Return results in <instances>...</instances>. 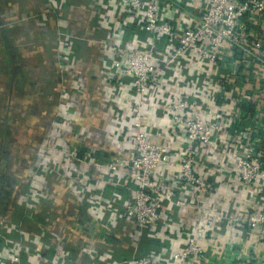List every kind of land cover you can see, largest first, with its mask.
Returning <instances> with one entry per match:
<instances>
[{"label": "built area", "instance_id": "1", "mask_svg": "<svg viewBox=\"0 0 264 264\" xmlns=\"http://www.w3.org/2000/svg\"><path fill=\"white\" fill-rule=\"evenodd\" d=\"M95 3L93 17L106 30L105 38L95 42L102 50L96 64L84 65L75 50L76 33L61 29L58 33L57 51L66 65L58 67L70 83L63 84L66 89L49 127L63 139L54 132L56 138L45 141L30 162L18 196L28 209L23 218L33 222L30 216L39 201H55L59 183L71 193L69 200L88 203L92 218L101 217L100 213L95 217L92 209L110 211L117 222L113 227L123 231L122 240L127 237L131 242L145 231L155 235L168 231L173 237L171 226L181 227L179 221L173 222L179 215L176 209L196 213L191 233L179 249L161 246L128 264H212L221 256L225 245L220 236L230 225L242 232L257 231L259 241L264 242V0ZM132 27L140 34L135 48L124 44ZM93 66L106 72L99 81L101 87L94 91L100 105L92 97L101 116L105 109H113L112 100L103 98L108 82L118 85L122 78L127 82L121 96L127 108L137 110L128 115L126 106L116 107L112 116L118 122L113 127L104 126L98 113L93 115L94 123H86L90 129L103 131L98 148L107 158L100 163L89 153H80L91 136L82 128L78 107L88 99L80 93L82 79L74 81L78 69ZM162 77L180 87V97L170 95ZM155 91L157 102L168 113L162 129L146 126L142 120L143 105ZM152 133L162 134L163 141L152 138ZM50 177L56 182L49 184ZM225 182L252 193L255 209L224 215L206 206ZM100 183L126 188L127 196L121 189L104 199L102 186L96 187ZM52 208L58 216L49 222L48 230L31 238L18 223L10 224L12 217L7 222L0 219V232L8 228L9 235L17 237H9L0 246V264H23L25 256L41 255L53 242L57 252L62 250L72 226L64 221L59 205L53 202ZM45 232L51 244L44 241ZM88 235L81 232L84 239ZM38 238L32 247L28 245L30 239L36 242ZM239 261L264 264V257Z\"/></svg>", "mask_w": 264, "mask_h": 264}, {"label": "crops", "instance_id": "2", "mask_svg": "<svg viewBox=\"0 0 264 264\" xmlns=\"http://www.w3.org/2000/svg\"><path fill=\"white\" fill-rule=\"evenodd\" d=\"M97 0H0V20H7L11 21V24L8 25L10 27V33H13L12 35L14 38L12 40H19L22 42L19 38H15V34L18 32L19 26L21 27V24L17 22V20H21L20 18L25 19L27 22L26 24H30L31 21H29V17H32V20H39L40 23L44 24L46 27L49 25L48 23H56L53 27V31L51 33L53 42L56 40L58 33L61 30H70L73 33H76V39L74 42V45L77 47L79 45V51L77 53L80 55L81 59L84 60L86 64H96L97 60L99 58V54L102 51L101 47L96 44L95 42L99 40V38H105L106 36V30L103 29L101 25H98L99 22L97 18L95 19L94 11L95 8V2ZM103 2H109L110 0H99ZM34 10V11H33ZM33 12V13H31ZM36 12V13H35ZM38 13V15H37ZM27 15V16H26ZM39 17V18H37ZM79 19L81 24L76 23L75 19ZM75 20V22L72 21ZM38 23V22H37ZM5 24V23H4ZM8 26H4L2 29H8ZM43 26V27H45ZM39 30L38 25H34L33 27L30 26V28L23 29L24 36H26L27 45L36 43L38 45L39 41H37V38L35 41H31L29 38V35H31L32 31L35 34ZM48 28L45 30L47 31ZM36 31V32H35ZM50 31V29H49ZM139 30L136 29V27H132L129 29V31L126 34V42L124 44H127V47L135 48L139 44V38L140 34ZM37 35V34H36ZM38 36V35H37ZM28 38V39H27ZM10 40V43L11 41ZM38 42V43H37ZM26 43V42H25ZM35 44L33 47H28L23 53V56H29V53H26V50H35V52L39 55H42L41 59L48 58L51 52L50 50H53L54 52L57 50V43L54 42V45H51L52 49L47 48V46H50V44H44L42 43L43 47H38ZM11 45L16 47H21L22 43H14ZM47 49V50H46ZM43 50V53H39ZM46 50V51H45ZM32 51V52H33ZM17 51L12 49L11 56L17 58ZM55 54V53H54ZM13 61V60H12ZM107 61V60H106ZM105 61V62H106ZM4 62V61H3ZM0 61V84L3 80V76H6L5 73H3L2 66H5ZM3 63V64H2ZM52 63V62H51ZM112 63L109 64L111 66ZM51 66H54L53 63ZM78 69V68H77ZM98 67L93 66L92 69H78L77 70V76H74V81H77L80 79L81 81V96L82 98L86 97L87 103H81L78 107V113L81 114V122L84 123L82 125V128L85 131H89L91 137L88 138L86 144L82 146V150H85L88 152L92 158L100 163L104 162L106 160L105 156L107 157V154L103 151L99 150V144H100V137L103 135L101 134L103 131L101 129L95 130L90 129L86 126V123H94V117L96 113L97 115L101 116V111H97V99L92 100V97L95 96L94 91L98 90L101 86H99V81L101 78H104L106 72L102 71L101 68L100 71L98 70ZM70 73L72 72L69 71ZM18 76V73H14L10 75L9 84L16 82V78ZM69 76V75H67ZM60 85L57 87H61V84L68 85L70 83L68 78H56ZM167 79V78H166ZM168 80V79H167ZM165 80V78L162 77V81H165L168 87V92H171L170 94L174 98H178L181 95V89L178 85L171 83L169 81ZM8 81V80H7ZM130 81V80H128ZM127 82V79H119L118 85H113L112 83L108 82L107 87V96H103L104 99L112 100V108H108L104 110V115L101 116V123L106 127H113L117 125L118 120H115L112 116L115 111L116 107H123L126 106L125 112L128 115H133L137 113V110L135 108H127V103L124 98H122L121 92L124 91L125 83ZM116 83V82H115ZM1 88V85H0ZM2 90V89H1ZM56 93V92H55ZM20 95V92L18 93ZM17 97V94L15 95ZM89 96V98H87ZM99 99L98 104L100 103V97L95 96ZM167 98V97H166ZM166 98H164L166 100ZM168 99V98H167ZM157 98V91L153 93L151 98L149 99L148 104L143 105V113H142V120L146 124V126L155 127L162 129V126L165 125L166 120L168 118L167 108L165 105H160ZM100 105V104H99ZM14 106V105H13ZM15 107L12 108V114ZM93 109V110H92ZM94 110H96L95 113ZM250 110L254 111V105L251 106ZM1 111V110H0ZM20 112V109L16 110V113L18 114ZM2 112H0L1 114ZM55 114V113H54ZM16 115V114H15ZM14 117V114H13ZM165 131V130H164ZM57 134V137L62 136L61 133L56 132L55 129L51 131V128H47L46 130V142L50 139L56 138L55 133ZM60 132V131H59ZM92 133V134H91ZM163 135H168L165 132H163ZM162 134L159 133H152V138L162 139ZM63 139V138H62ZM43 142L41 144L43 148V144L46 142ZM168 142V141H167ZM169 143V142H168ZM41 147L40 145H38ZM41 149V148H40ZM39 149V150H40ZM53 164V163H52ZM54 168V165L51 166ZM24 175V173H23ZM23 175H21L23 177ZM20 176V177H21ZM19 177V178H20ZM17 178V177H16ZM54 180L52 177H50V182ZM119 180V179H118ZM55 181V180H54ZM122 181V180H121ZM56 182V181H55ZM122 183V182H121ZM25 182L23 183L24 186ZM4 185H6L4 183ZM113 184L108 183H100L97 184L96 187L100 188L103 193V198L108 199L111 197L113 192H115L116 188L115 186H112ZM22 186V188H23ZM223 187L217 192V196L211 199L209 202H207L206 206L213 207L214 210L220 213L223 212L224 215H228V211H231L232 214H243L249 209H255V203L256 199L253 198L254 195L252 193H248L247 189H240L237 185L236 187L234 185L229 184L228 182L223 183ZM17 187V186H16ZM16 187H14L9 194L6 193V191L0 190V219L6 222L11 219L13 221V213L18 210H22L25 212L26 206L18 200V196H21L20 190H16ZM50 185V189H51ZM20 188V187H18ZM17 188V189H18ZM121 189V188H120ZM52 190L54 191V188L52 187ZM55 197L57 198L59 195V202L58 205L62 208L61 211L64 213L62 215H65L64 221L72 226V229H69V233L66 235L67 240L64 242L62 250H58L60 252H57L54 248V242L52 243V247L44 248L43 252L47 254L45 257L42 253L41 255L30 257H24L23 264H111L110 262L115 259V253L121 252L122 257L119 259L120 262H125V264H128L129 261L133 258L139 257L140 250L146 251L145 254L151 253L153 250H157L158 248L162 249L168 247V249L176 250L181 247L183 242L186 240L187 235L191 233L190 229L192 227V222L195 221L196 213L192 210L186 209L184 212L179 211L176 209V212H179V215H175L173 217V222L178 223L180 222V228L178 226H171L173 229V237L168 234V231H165L159 235H155L153 233L144 232L142 235H139L140 239H137L133 242H131L130 238H125L122 240L123 231L116 230L113 225H115L116 218L112 215L110 211H105L101 209L100 211H95L94 209L91 210V213H94L98 217V214L100 213V218H92L93 216L90 214L88 210V203L86 204H76L75 201L69 200L71 193L66 190V188L55 186ZM16 194H15V193ZM21 193V194H20ZM86 198L90 199L91 196H86ZM45 201H39L38 205L34 207L33 210V222L31 220V223L25 220L23 217L17 222L19 226L24 228L23 232L26 233V237L31 238L35 237V234H38L42 232V229L48 230V219L46 222V218H48V206ZM16 207V208H15ZM25 209V210H24ZM226 210V211H225ZM36 215V219H35ZM92 217H91V216ZM11 221V220H10ZM14 222H11L10 224H13ZM15 223V224H17ZM73 226H76L74 228ZM224 228V226H222ZM187 231L185 232V230ZM1 230V227H0ZM111 231L113 238L109 240L107 236L100 237L97 234L106 233V231ZM167 230V229H166ZM33 232V233H32ZM81 232H89L90 235L87 236V240L80 239ZM168 232V233H167ZM0 235L7 239V235H9L8 228H6L4 231L0 232ZM47 232H45L46 240L44 241L49 242L47 237ZM154 235V236H153ZM222 243L225 245L224 249L219 253L221 254L220 258L218 260H214L212 264H241L239 260L241 259H251V257H254L256 259H259L261 257H264V242L259 241V236L257 231H250V232H242L240 228L234 227L232 225L229 226V229L227 233H222L220 236ZM127 239V240H126ZM129 239V240H128ZM39 240L36 239L33 241L30 239L28 241V245L32 247L35 243H37ZM165 240V241H162ZM152 241H156V247L154 249H149L148 244ZM215 241V240H212ZM158 243V244H157ZM216 242H214L215 244ZM161 246H163L161 248ZM159 249V250H160ZM60 253V254H59ZM131 254L127 257H124L125 254ZM44 258L47 259V261L43 260ZM238 260V261H237ZM242 263L246 264L245 261H242Z\"/></svg>", "mask_w": 264, "mask_h": 264}, {"label": "rangeland", "instance_id": "3", "mask_svg": "<svg viewBox=\"0 0 264 264\" xmlns=\"http://www.w3.org/2000/svg\"><path fill=\"white\" fill-rule=\"evenodd\" d=\"M20 19L17 22L21 24V27L19 26L15 38H19L22 42L12 40L14 36L13 33H10L11 30L8 26L11 21L0 20V61L7 63H2L5 65L2 66V70L6 76H3L0 84V112H2L0 114V190L4 189L6 193L9 192L7 190H12L16 186L15 191L22 188L30 171L28 168L31 164L29 163L33 161L32 159L39 152L40 147L38 145L41 146L46 140V130L50 128V123L55 117L56 104L59 102L61 93L64 95L66 89L65 85L63 89V84H61V87H57L60 84L56 78L62 76V71L58 65L63 66V68L66 66L61 63L64 59L59 51L50 50L53 53H50L48 58L41 59L42 55L37 54L35 50L27 49L26 53H29V56H23L24 49L27 48V43H29L26 36H24L23 29L34 25L39 27L35 34L32 31L29 35L30 40L33 42L37 38L38 45L34 43L29 44L28 47H33L36 44L40 48L50 44L47 48L52 49L51 45H54V42L58 43L56 40L53 42L51 36L56 23H48L49 25L46 27L39 20H32V17H29L30 24H26L25 19ZM75 20L76 23L81 24L78 18ZM75 20L72 19L73 22ZM4 26H8V29H2ZM47 28L48 30L45 31ZM10 40H12V44L22 43V46H12ZM43 42L45 45L42 44ZM12 49L17 51V58L11 56ZM39 53H43V50ZM51 62L54 66H51ZM13 72L18 73L17 84L15 82L8 83V78ZM19 92L20 95H18ZM13 107H15L14 117L12 114ZM18 109H20V112L18 111L17 114L16 110ZM18 219H21V217L19 216Z\"/></svg>", "mask_w": 264, "mask_h": 264}, {"label": "trees", "instance_id": "4", "mask_svg": "<svg viewBox=\"0 0 264 264\" xmlns=\"http://www.w3.org/2000/svg\"><path fill=\"white\" fill-rule=\"evenodd\" d=\"M80 45V44H79ZM79 45H77V47L75 46V50H77V51H79ZM80 153L81 154H84V153H88V152H86L85 150H82V151H80ZM92 155V154H91ZM91 157H93V156H91ZM105 158H107L106 156H105ZM29 164H31V163H29ZM85 170V169H84ZM57 186H59V187H62V184H56ZM26 187V186H25ZM122 189V190H121ZM117 188L116 190L118 191V190H121V191H123L124 193H125V197L127 196V191H126V188ZM59 200H61V199H59V195H58V197L55 199V201H50V199H46V200H44L45 202H46V204H47V206H48V209H47V211H48V218H46L45 217V219H46V222H47V219H48V223L50 222V221H52V219L54 218V217H57L58 216V214H57V212H55V211H53V202H55V204H56V207L58 206V202H59ZM16 208V207H15ZM16 211V210H15ZM59 211V210H58ZM61 211V210H60ZM19 216L22 218V217H25V216H27V213L26 212H24V211H22V210H18V211H16V212H14L13 213V217H14V222H18L20 219H18L19 218ZM30 216V215H29ZM30 218H31V216H30ZM18 219V220H17ZM35 219H36V215H35ZM115 228V227H114ZM97 235H99L100 237H105V236H107L108 238H109V240L110 239H112L113 238V235H112V233H111V231H106V233L104 232V233H102V234H97ZM6 237H11V238H14V239H16L17 237L15 236V235H7ZM7 238V239H8ZM81 238H83V237H81L80 236V239ZM84 238H85V236H84ZM83 238V239H84ZM84 240H87L88 241V239H84ZM5 243H6V239L5 238H3L1 235H0V246H3V245H5ZM156 241H152V242H150L149 244H148V246H149V249H154L155 247H156ZM158 244V243H157ZM146 251L144 252V251H142V250H140V254H139V257H142V256H145L146 254ZM43 254H44V256L46 257L47 256V254H45V252H43ZM130 256L131 254H129V253H127V254H125L124 255V257H127V256ZM122 257V255H121V252H117V253H115V256H114V258L115 259H120Z\"/></svg>", "mask_w": 264, "mask_h": 264}, {"label": "flooded vegetation", "instance_id": "5", "mask_svg": "<svg viewBox=\"0 0 264 264\" xmlns=\"http://www.w3.org/2000/svg\"><path fill=\"white\" fill-rule=\"evenodd\" d=\"M10 191V190H9ZM10 193H11V191H10ZM7 194H9V192H7ZM9 195H11V194H9Z\"/></svg>", "mask_w": 264, "mask_h": 264}]
</instances>
